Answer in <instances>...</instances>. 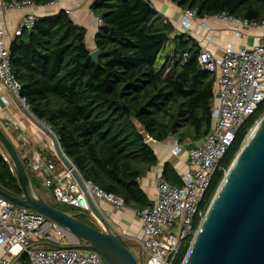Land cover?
<instances>
[{"label":"trees","instance_id":"obj_1","mask_svg":"<svg viewBox=\"0 0 264 264\" xmlns=\"http://www.w3.org/2000/svg\"><path fill=\"white\" fill-rule=\"evenodd\" d=\"M30 1L46 5L54 0ZM170 1L182 11H194L197 18L226 14L248 22L264 21V0ZM90 9L100 19L94 37L95 49L100 51L97 64L89 57L85 30L62 10L36 17L31 29L12 42L11 72L29 113L50 129L81 179L138 211L151 204L139 180L157 164L148 140L161 143L174 138L181 144L201 140L211 129L215 75L198 61L197 41L187 32L176 33L149 0H92ZM263 113L264 99L219 160L199 203L200 215L193 218L194 230L245 136ZM0 149L7 157L4 160L0 151V188L21 197L1 144ZM19 157L37 190L27 159ZM161 179L181 184L170 165L164 167ZM37 194L52 207L93 226L79 210ZM192 237L182 242L171 264H181ZM20 264H29L27 257H21Z\"/></svg>","mask_w":264,"mask_h":264},{"label":"built area","instance_id":"obj_2","mask_svg":"<svg viewBox=\"0 0 264 264\" xmlns=\"http://www.w3.org/2000/svg\"><path fill=\"white\" fill-rule=\"evenodd\" d=\"M34 6L30 0H0V91H8L21 109L27 111L24 100L19 97L20 84L11 72L9 46L4 44L2 14L8 10ZM218 17L235 26L264 28V21L248 22L226 14ZM163 18L167 20V17ZM196 18L194 11L186 10L180 21L182 30L191 32V22ZM35 19L33 13L23 16L14 29L13 37H20L25 29H31ZM97 21L100 23L99 18ZM201 28V25L197 26L194 33L198 34ZM232 28L238 35V28ZM199 47L198 61L204 70L215 75L211 129L187 150L185 168L178 174L181 184L174 186L161 178L157 179L151 204L135 211L140 221L141 235L128 239L137 248L140 264H171L182 242L189 236L194 237L193 218L196 214L200 215L199 203L219 168V160L244 120L264 99V38L251 47L237 50L227 47L221 56ZM0 97L7 106L8 100L2 95ZM2 123L12 125L8 121ZM12 129L19 156L27 159L29 167L37 168V178L49 196L60 204L90 213L73 174L56 154L42 149L34 151L27 135L17 130L15 125H12ZM169 143L174 154L182 151V144L174 138ZM2 155L7 161V157ZM55 161L59 162V168ZM83 184L95 205L97 199H102L117 209L125 208L121 198L102 192L88 182L83 181ZM93 221L101 226L97 219ZM106 221L114 234L123 236ZM72 241L76 243L72 245ZM80 243L58 223L0 195V264H20L23 256L27 257L29 264H105L97 252L76 247ZM141 255L145 256L144 260Z\"/></svg>","mask_w":264,"mask_h":264},{"label":"water","instance_id":"obj_3","mask_svg":"<svg viewBox=\"0 0 264 264\" xmlns=\"http://www.w3.org/2000/svg\"><path fill=\"white\" fill-rule=\"evenodd\" d=\"M99 53L98 49L89 52V57L96 64ZM22 111L50 139L57 158L78 183L90 209V213L79 211V214L97 219L101 226L94 227L45 202L35 192L17 150L1 128L0 144L8 155L23 194L14 197L0 188V195L58 223L72 238L81 242L76 247L97 252L107 264H140L112 232L50 129L29 111ZM258 122L255 134L243 148L245 137L236 158L218 185L181 264H264V113L255 125ZM147 143L151 148L156 144L153 140Z\"/></svg>","mask_w":264,"mask_h":264},{"label":"crops","instance_id":"obj_4","mask_svg":"<svg viewBox=\"0 0 264 264\" xmlns=\"http://www.w3.org/2000/svg\"><path fill=\"white\" fill-rule=\"evenodd\" d=\"M149 1L156 12L167 17V21L173 25L176 33L187 32L197 41L199 46L205 47L215 56H221L223 50L227 47L232 50L251 47L262 42L264 38V28L262 27L235 26L231 22L220 20L218 16L196 18L191 22V32L183 31L180 27V21L183 19L185 11L179 9L170 0ZM91 4L92 0H54L52 3L46 5L8 10L2 14V22L5 29L4 44L8 47L13 41L21 38H14L13 32L19 20L27 13H33L36 17H43L54 15L63 10L68 13L70 19L76 25L85 30V44L87 50L90 52L95 49L94 37L100 24L91 12ZM199 25L202 28L198 34H195L193 30ZM232 27L238 28V35L234 33ZM1 95L8 100V105L5 106L0 97V123L8 121L10 124L15 125L17 130H22L32 141V149L34 151L38 149H42L44 152L49 150L47 139L40 135L39 129L25 115L17 100L8 91H0ZM12 137L17 143L15 133L12 134ZM172 139L169 138L161 143L156 142V147L154 146L153 149L157 158V164L139 180L141 189L150 201L154 195L155 181L161 178L162 171L166 165H170L177 174L185 168L187 150L193 143H183L182 151L174 154L169 143ZM96 205L112 227L117 232L123 234L122 239L129 241L128 237H138L141 235L140 221L135 215V211L126 207L117 209L102 199H97ZM87 219L95 227L99 226L92 218Z\"/></svg>","mask_w":264,"mask_h":264},{"label":"rangeland","instance_id":"obj_5","mask_svg":"<svg viewBox=\"0 0 264 264\" xmlns=\"http://www.w3.org/2000/svg\"><path fill=\"white\" fill-rule=\"evenodd\" d=\"M260 119V118H259ZM258 119V120H259ZM258 120H256V121H258ZM254 125H255V123H254ZM0 127L2 128V131L4 132V134L6 135V137L10 140V142L12 143V145L14 146V148L15 149H17V143H16V141L13 139V137H12V134L14 133V130L12 129V125H8V126H6V125H4L3 123H0ZM255 127V126H254ZM253 127V128H254ZM252 128V129H253ZM252 129H250L249 131H248V133L252 130ZM39 133H40V135L43 137V138H46L47 139V143H48V149H49V151L51 152V153H53V154H55V151H54V148H53V146H52V143H51V141H50V139L49 138H47L40 130H39ZM248 133H247V135H248ZM247 135L245 136V137H247ZM245 139V138H244ZM29 141H31L30 139H29ZM30 146L32 147V141H31V143H30ZM155 147H156V145H155ZM33 148V147H32ZM34 150V149H33ZM0 151H1V153H3L4 154V152L0 149ZM237 155V154H236ZM236 155H235V157H234V159L236 158ZM233 159V160H234ZM233 160H232V162H233ZM232 162H231V164H232ZM231 164L229 165V167L231 166ZM229 167L225 170V172H224V176L226 175V173L228 172V170H229ZM28 172H29V174H31L32 175V177H33V179L35 180V183L37 184V190H35V192L36 193H40L48 202H51L50 200H52V201H55V200H53L51 197H49L48 196V193H47V190L45 189V188H43L42 187V185H41V182L39 181V179L37 178V168L36 167H34V166H32V167H29V169H28ZM223 176V177H224ZM223 179V178H222ZM215 193V192H214ZM214 195V194H213ZM213 197V196H212ZM211 200H212V198H211ZM211 202V201H210ZM58 203V202H57ZM60 204V203H59ZM210 204V203H209ZM61 205H65V204H61ZM65 206H67V205H65ZM209 206V205H208ZM70 207V206H69ZM208 208V207H207ZM207 208H206V210H205V212L201 215V220L203 219V217H204V215H205V213H206V211H207ZM76 210V209H75ZM93 226L95 227V225L93 224ZM120 240H121V242L127 247V249L132 253V255L135 257V259L137 260V262H139L140 263V259H139V257H138V252H137V248H136V246L134 245V243H132L131 241H126V240H124V239H122L120 236H117ZM72 243V245H74L76 242H74V241H72L71 242ZM141 257H142V260H144L145 259V256L144 255H141ZM104 261V260H103ZM104 263L105 264H107L105 261H104Z\"/></svg>","mask_w":264,"mask_h":264},{"label":"bare ground","instance_id":"obj_6","mask_svg":"<svg viewBox=\"0 0 264 264\" xmlns=\"http://www.w3.org/2000/svg\"><path fill=\"white\" fill-rule=\"evenodd\" d=\"M259 123H260V122H258V123L255 125V127L249 132V134H248V136L246 137V140H245V142H244V146H243V148L249 143V141L251 140V138H252L253 135L255 134V132H256L258 126H259Z\"/></svg>","mask_w":264,"mask_h":264}]
</instances>
